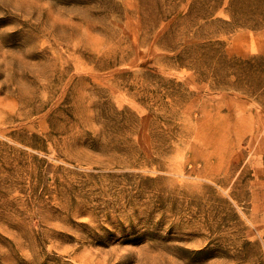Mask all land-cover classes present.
<instances>
[{
	"label": "rangeland",
	"instance_id": "1",
	"mask_svg": "<svg viewBox=\"0 0 264 264\" xmlns=\"http://www.w3.org/2000/svg\"><path fill=\"white\" fill-rule=\"evenodd\" d=\"M0 264H264V0H0Z\"/></svg>",
	"mask_w": 264,
	"mask_h": 264
}]
</instances>
